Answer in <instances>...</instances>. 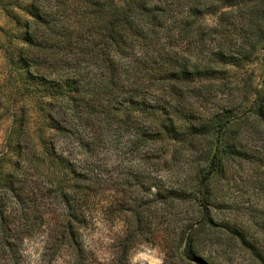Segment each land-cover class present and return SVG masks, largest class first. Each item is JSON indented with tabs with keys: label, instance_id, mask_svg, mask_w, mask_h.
<instances>
[{
	"label": "trees",
	"instance_id": "trees-1",
	"mask_svg": "<svg viewBox=\"0 0 264 264\" xmlns=\"http://www.w3.org/2000/svg\"><path fill=\"white\" fill-rule=\"evenodd\" d=\"M220 1L26 0L22 9L15 6L24 17L8 33L22 44L10 53V62L24 82L41 87L40 106L46 97L50 100L46 130L71 135L78 146L85 137L97 140L88 137V126H97L99 137L105 136L101 140L106 139L102 131L114 129L130 130L137 140L152 144L162 136L189 147L206 144L208 149L195 155L197 175L168 192L195 208L198 217L189 226L194 240L206 229L222 228L264 264V246L251 241L247 231L217 223L212 214L218 206L212 201L213 181L226 177L229 165L251 158L264 168V76L244 119L224 111L203 119L189 101L191 84L214 78L221 66L251 62L264 44L261 5L245 7L232 0L231 10L243 12V19L228 30V43L208 45L206 39L216 30L209 29L206 15ZM58 100L66 108L64 125L54 118ZM230 125L238 127L231 131ZM29 143L33 154L27 151ZM18 144L20 160L12 170L0 168V264H32L26 243L42 235V226L46 231L36 264H61L64 250L72 264H87L79 230L88 222L85 205L95 184L89 169L79 172L67 151L42 135L26 132ZM24 166L38 172L46 166L49 188L34 186L30 168L22 171ZM35 191L55 193L64 212L59 220L43 224ZM191 249L189 245L188 256L208 264ZM129 250L126 246L125 255Z\"/></svg>",
	"mask_w": 264,
	"mask_h": 264
},
{
	"label": "rangeland",
	"instance_id": "rangeland-1",
	"mask_svg": "<svg viewBox=\"0 0 264 264\" xmlns=\"http://www.w3.org/2000/svg\"><path fill=\"white\" fill-rule=\"evenodd\" d=\"M255 2L263 11L264 0H240L239 3L247 7ZM25 3L26 0H0V168L12 170L20 160L18 143L29 132L32 136L42 135L58 149L66 150L79 165V172L89 169L95 184L85 205L88 222L79 230V240L86 251L81 257L87 264H199L187 255L189 245L194 256L208 264H258L253 255L222 228L206 229L194 240V229L189 226L190 220L198 217L194 214L195 208L188 199L183 201V197L168 192L197 175L194 169L199 167L200 161L195 155L205 152L206 144L189 147L171 143L169 138L162 140L163 136L152 144L137 140L130 130L114 129L101 130L106 135V139L101 140L105 136L99 137L97 126H88V137L97 140L91 142L93 138L85 137L84 144L78 146L73 136L46 130L50 100L46 97L41 109L42 102L38 100L41 87L24 82L22 72L10 62V53L22 44L8 33L10 30L14 33L15 21L24 17L15 6L22 9ZM231 4L232 0H221L214 6L213 13L206 15L209 29L216 30L206 39L208 45L228 43V30L243 19V12H233ZM263 59L264 44H261L251 62L241 67L221 66L214 78L191 84L193 92L189 93V101L193 110L203 119L218 111L240 119L247 117L248 101L262 90ZM66 114L65 104L61 100L55 102V120L64 125ZM229 127L232 131L238 126ZM33 147L29 143L27 151L31 154ZM29 168L34 186L41 187V191L48 189L51 175L46 166L40 167L41 172L31 166H24L22 171ZM50 168L54 166L50 164ZM261 169L264 168L251 158L229 165L226 177L213 181L212 201L218 206L212 214L217 223H228L234 230L247 231L251 241L264 246ZM41 191L35 192L46 225L59 220L64 212L54 192L40 194ZM9 205L12 206V202ZM39 231L43 235L45 226ZM42 235L26 243V255L32 264L38 262ZM126 246H130V250L125 255ZM62 258L61 264H72L65 250Z\"/></svg>",
	"mask_w": 264,
	"mask_h": 264
}]
</instances>
